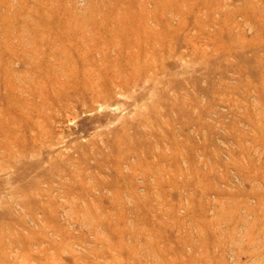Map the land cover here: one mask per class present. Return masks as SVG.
Returning a JSON list of instances; mask_svg holds the SVG:
<instances>
[{
  "label": "rangeland",
  "instance_id": "obj_1",
  "mask_svg": "<svg viewBox=\"0 0 264 264\" xmlns=\"http://www.w3.org/2000/svg\"><path fill=\"white\" fill-rule=\"evenodd\" d=\"M0 264H264V0H0Z\"/></svg>",
  "mask_w": 264,
  "mask_h": 264
}]
</instances>
